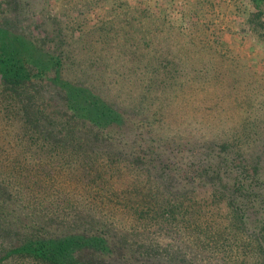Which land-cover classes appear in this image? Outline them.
I'll list each match as a JSON object with an SVG mask.
<instances>
[{"label":"trees","instance_id":"16d2710c","mask_svg":"<svg viewBox=\"0 0 264 264\" xmlns=\"http://www.w3.org/2000/svg\"><path fill=\"white\" fill-rule=\"evenodd\" d=\"M105 10L0 20V264H264V101L215 83L221 114L248 113L193 133L180 97L213 82L190 36L147 6Z\"/></svg>","mask_w":264,"mask_h":264},{"label":"rangeland","instance_id":"374dc122","mask_svg":"<svg viewBox=\"0 0 264 264\" xmlns=\"http://www.w3.org/2000/svg\"><path fill=\"white\" fill-rule=\"evenodd\" d=\"M6 1L8 0H0V20L5 16L18 18L23 20L22 25L29 27L32 20L29 21L25 16H30L33 20L40 15L45 19L57 17L61 22L82 19L87 25L109 20L112 18L105 9L114 0H52L51 4L49 2L51 9L45 14L40 12L46 6V0H18L20 6L17 13L11 12ZM93 1H96L95 6ZM116 1H127L133 7H150L152 14H165L176 28L174 35L175 32H185L190 36L194 44L192 50L196 53V58L190 65L202 70L203 74L200 76L208 77L213 83L205 87L195 84V91H185L182 94L183 97L186 96L184 100L180 97L178 117L180 122L185 123L184 127L197 135L210 136V132L218 128L234 127L239 124V116L247 115L245 107L239 109L235 105L228 110V114H221V109L216 104L217 96L214 97L212 92V87L218 86L215 83L235 82L238 95L245 104L254 99L264 101V36H260V32L248 23L250 14L255 11L251 0ZM46 14L49 16L46 17ZM30 31L36 33L35 30ZM202 37L208 42L206 46L201 44ZM205 59L210 61L208 65L204 62ZM219 91L221 94L227 92L222 88ZM1 146L0 143V149Z\"/></svg>","mask_w":264,"mask_h":264}]
</instances>
